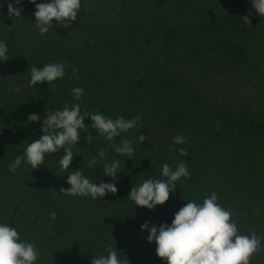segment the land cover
Listing matches in <instances>:
<instances>
[{"label": "trees", "instance_id": "16d2710c", "mask_svg": "<svg viewBox=\"0 0 264 264\" xmlns=\"http://www.w3.org/2000/svg\"><path fill=\"white\" fill-rule=\"evenodd\" d=\"M92 1L103 0H81L77 18L70 27H61L53 21L50 28L49 42L59 57L65 49H70L74 55L78 69L74 78L79 76L77 84L84 89L79 101L81 111H99L112 119L120 116L132 119L150 111L147 116L160 136L153 140L157 142L162 137L167 140L170 158H160L143 145L139 151L141 170L146 175L166 179L161 175L162 165L168 163L175 168L183 162L190 173L189 178L176 182L172 192L175 207L172 210L163 206L151 210L145 207L141 223L147 221L157 228L165 223L171 225L175 213L187 201L202 204L203 199L215 191L218 203L232 212V220L242 234L255 232L264 238V114L248 106L217 101L208 92L209 88H202L197 82L218 70L226 71L249 61L252 45L246 38L241 18L255 11L252 0H225L227 9L224 13L185 26L179 22H188V13L186 20L182 13L174 20L158 14L168 10L171 0H148L151 10L147 17L142 16L140 4L134 3V8L132 0H113L111 8L119 12L116 15L118 25L105 35L85 36L90 28L88 25L99 24L89 22L87 17ZM178 1L189 8L192 5L199 7L202 3L201 0ZM43 2L46 0H36V3ZM20 5L24 19L35 22V5L30 0H22ZM149 19H154L152 26L144 24ZM0 41L7 44L9 56L7 61H0V134L16 133L23 138L37 139L42 135L41 123L47 118L48 111H62L63 102L77 101L72 99V94L71 99H67L56 93L53 82L29 86L30 67L19 60L17 63L15 35L4 18L0 19ZM147 44L156 45L161 56L154 58L155 55L150 53L133 74L129 73L126 68L128 49L134 47L139 60L146 53L143 48ZM135 96L136 103H131V109L125 108L127 99L130 101ZM33 113L40 116V121H28V116ZM89 118L85 117L84 122ZM89 131L92 135L96 133L94 129ZM149 132L154 131L152 128L144 131L145 134ZM87 135L84 131V137ZM177 135L186 137L185 143L173 144ZM72 147L74 159L70 166L79 168L95 183L101 182L106 176L103 169L104 163H108L106 158L103 159L86 140ZM178 148L186 149L187 156L180 155L176 151ZM224 154L233 159L232 166L225 165L224 174L217 173L214 180L209 179L208 170L214 169L211 160L216 161ZM93 158L97 163L90 168L89 161ZM2 167L8 169V166ZM5 186L0 179V191ZM257 210L259 214L254 215ZM143 264L167 262L157 256ZM250 264H264V239L262 249L251 257Z\"/></svg>", "mask_w": 264, "mask_h": 264}, {"label": "rangeland", "instance_id": "374dc122", "mask_svg": "<svg viewBox=\"0 0 264 264\" xmlns=\"http://www.w3.org/2000/svg\"><path fill=\"white\" fill-rule=\"evenodd\" d=\"M112 1L90 2L87 9L89 22L99 24L88 25L90 28L84 33L85 36H97L98 33L105 35L107 31L113 29V26L115 28L118 25L119 18L116 15L119 12L111 8ZM201 1L199 7L192 5V8H189L183 5L182 1L171 0L168 10L165 12L161 10L158 14L174 20L178 13H182L183 19L186 20L185 14L188 13L189 21L179 22L180 25L185 26L199 20L207 21L216 18L227 9L225 0ZM134 3L137 6L141 5L143 17L150 15L148 0H132L131 5L135 8ZM7 4L8 0H0V5H3L0 7V19H7V24L15 35L18 46L15 56L17 63L19 60L21 64L24 63L29 67L32 65L43 67L48 63L66 64L65 76L57 79L53 84L56 86V93L71 99V90L79 86L72 72V67L76 66L70 49H65V44L62 48L66 52L59 57L60 54L49 42L50 30L41 35L35 22L24 19L22 15L10 17ZM116 6L119 7L117 2ZM119 10L121 11L122 8L119 7ZM249 19L251 28L246 24L244 26L246 38L252 45L249 61H244L226 71L218 70L216 74L207 78L197 77L199 78L197 82L202 88H209L208 92L217 101L235 106H248L251 110L264 114V17L252 11ZM152 20L154 21L149 19L144 24L152 26ZM100 27L101 30H98ZM143 50L146 53L138 60L136 58L138 51L134 47L128 49L126 68L129 73L133 74L150 53L155 55L154 58L161 56L156 45L147 44ZM142 72L144 73L143 70ZM129 81L131 82V77ZM135 98L136 96L132 97L130 101L127 99L125 108L131 109V103H136ZM72 104L68 103L69 106ZM149 112L141 114L142 119L137 122L139 127L121 133V136L114 138L112 142L94 133L95 139L90 145L96 148L99 154L103 151L102 158H106L108 163L113 160L120 162L119 172L114 181L118 191L115 194L107 193L97 199L60 193L61 188L70 187L67 183L68 174L71 171L80 170L71 166L67 171L61 170L58 159L63 152L45 154L44 164L36 169H32L31 165L22 161L15 172L9 171V165L15 158L24 154L25 141L30 144L34 138L29 136L23 138L16 133L0 134V171L3 169L0 179L6 185L0 191V223L16 228L22 240H28L36 245L40 257L35 264H91L92 256L107 255L105 249L108 245L116 248L119 258L128 259L129 264L150 263L157 257L155 242L149 243L146 239L149 232L141 230V215L145 207L136 206L127 198L133 186H138L146 179H158L156 176L146 175L141 170L142 159L139 158V151L143 145L148 146L146 149L151 153L156 152L160 158H170L167 140L163 137L157 142L153 140L160 139V136L147 116ZM84 124L87 126L86 130H93L91 118ZM149 128H152L155 133L145 134L144 131ZM84 131L81 130V139L77 145L86 140ZM134 134L136 136L133 137ZM140 135L146 137V140L141 143L138 141ZM121 138L133 140L135 154L131 158L117 154L109 147V143H118ZM211 164L214 169L208 170V178L214 180L217 173H225V165L232 166L233 159L230 155L224 154L216 161L211 160ZM2 166H8V169ZM86 177L94 182L90 177ZM101 182L109 183L113 180L111 176H105ZM174 204L175 199L171 192L168 201L156 207L163 206L172 210L175 207ZM51 212L57 214L55 220L50 219Z\"/></svg>", "mask_w": 264, "mask_h": 264}, {"label": "clouds", "instance_id": "9594fccd", "mask_svg": "<svg viewBox=\"0 0 264 264\" xmlns=\"http://www.w3.org/2000/svg\"><path fill=\"white\" fill-rule=\"evenodd\" d=\"M33 13L35 26L41 35L49 32L53 21L57 25L67 28L77 18L81 8V0H46L43 3H36ZM22 0H8V13L10 17H20L23 11L20 5ZM252 7L256 13L264 17V0H252ZM3 5H0L2 7ZM249 15L242 17L244 24L251 28ZM8 47L4 41H0V61H7ZM31 79L29 86H36L40 82H47L48 85L57 79L65 76L66 64L48 63L43 67L32 65L29 70ZM74 75L78 72L72 67ZM79 79V76L76 77ZM72 99L80 101L84 89L75 87L72 90ZM85 117L91 118V127L98 135L104 136L109 142L120 137L130 129L139 127L138 121L142 119L137 115L132 119L122 116L115 119L106 117L99 111H81L80 103H73L71 106L65 101L63 110L48 111L47 118L41 123L42 135L34 139L30 144L25 141L24 154L17 156L9 165V171L15 172L25 162L31 165L32 169L44 164L45 154H55L63 150V155L58 162L62 171L69 170L74 159L73 145L81 139V130L88 133L86 142L90 145L95 137L91 132L86 131L84 124ZM29 122L40 121L38 114H30ZM146 140L144 135L138 137L141 143ZM186 137L177 135L173 138V144L185 143ZM109 147L117 154L126 157L134 155L133 140L121 138L119 144L109 143ZM182 156H187L184 148L176 149ZM104 156V152H100ZM97 163L96 158L89 161V167ZM119 160L111 163H104V175L111 176L113 182H101L98 185L91 182L80 170L71 171L67 177L68 189L61 188L60 193L69 196H90L97 199L107 193L115 194L118 189L114 183L119 172ZM161 175L166 179H146L136 187H132L128 197L136 206L146 207L149 210L157 205H163L169 199L171 192L175 190L176 182L181 178H189L190 173L187 165L183 162L172 168L164 163ZM258 215L259 211H254ZM56 213H50V219H56ZM141 230H147L149 235L147 241L155 242L156 254L167 264H250L251 257L262 249V239L255 232L242 234L235 221L232 220V212L225 209L218 203V193L213 191L210 196L203 199L202 204L194 201H187L186 205L175 213L171 225L161 224L159 228L155 224L145 222ZM107 255L92 256L91 264H129L128 259L121 260L116 248L106 246ZM40 257L36 245L28 240H22L16 228L6 223H0V264H35Z\"/></svg>", "mask_w": 264, "mask_h": 264}]
</instances>
